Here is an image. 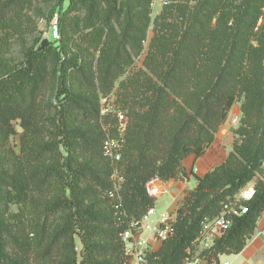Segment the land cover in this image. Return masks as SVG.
Segmentation results:
<instances>
[{"label": "trees", "instance_id": "obj_1", "mask_svg": "<svg viewBox=\"0 0 264 264\" xmlns=\"http://www.w3.org/2000/svg\"><path fill=\"white\" fill-rule=\"evenodd\" d=\"M34 1L0 0V264H124L121 234L155 207L148 185L188 180L185 159L208 152L239 101L232 151L204 177L191 172L196 188L180 201L174 234L150 263L184 264L203 222L255 181L243 202L248 212L204 255L243 252L264 213V22L255 32L264 0H242L231 24L220 19L231 0H200L184 29H159V19L151 75L119 87L128 118L122 138L100 94L109 96L132 63L129 49L141 51L151 0L129 2L148 10L139 19L119 0H54L48 21L58 18L60 39L52 35L43 50L36 40L12 65L3 59L9 37ZM80 9L88 17H71ZM165 26L170 37L160 34ZM72 35L80 40L74 51ZM109 137L121 140L118 161L105 156Z\"/></svg>", "mask_w": 264, "mask_h": 264}, {"label": "rangeland", "instance_id": "obj_2", "mask_svg": "<svg viewBox=\"0 0 264 264\" xmlns=\"http://www.w3.org/2000/svg\"><path fill=\"white\" fill-rule=\"evenodd\" d=\"M120 3L124 4L126 10L130 12L131 15L137 17L146 18L147 9H139L132 8L133 5H129L130 1L133 0H119ZM200 0H151V4L148 11V18L150 23L146 29V34L144 40L141 42V51L137 54L132 49H129L130 54L132 55V63L127 65L124 70V75L118 78L115 81V87L112 93L109 94L106 98H104L100 94V101L102 106L104 107V113L110 111L111 116L109 124L117 121H122L121 116L124 117L123 125L125 126L128 122V118L126 116V111L122 109L124 100L122 97H119L118 91L122 82L127 81L130 78H141L142 81L145 79V76L151 75V71L147 68V60L150 54V48L153 40L157 36V21L160 19V25L158 28L163 29V25H172L176 27H182L184 29L185 22L188 19L186 16L189 12H194L197 10V6ZM54 0H35L33 4L24 12V16L26 17L23 20L22 28L16 33H13L12 36L9 37L8 47L6 54L3 55V59H7L12 65L20 64L24 61V56L27 51L34 46L36 40L40 39V41L51 40L50 33V23L48 21V11L52 5H54ZM228 4L229 7L222 14L220 19H223L224 22L232 23V17L236 13V8L242 5V0H231ZM130 7V8H129ZM233 14V15H232ZM80 17L82 19L88 17L86 9H80V11L74 12L71 14V17ZM264 22V18L261 17L257 23L255 32H258L260 27ZM217 18L213 20V25H216ZM164 32L160 34H164L165 36H171V29L165 26ZM116 31L120 32V26H116ZM159 34V33H158ZM71 39H73L74 43L69 44V50L74 51L78 48L77 44L80 43L78 36L72 35ZM86 46L87 44L84 43ZM111 46L112 43H109ZM108 45V46H109ZM253 45L257 46V43L254 42ZM39 46V45H38ZM95 51L96 61L95 65H97L99 57L101 56V48ZM93 50V49H92ZM96 69V68H95ZM242 101L237 102L231 111L229 112L228 119L226 123L220 128L216 135L215 141L218 142V146H211L207 153L213 152V149L219 158L220 164H222L232 151L233 142L235 139L234 130H236L242 119V111H241ZM116 116V118H115ZM15 129L17 131V135L13 137L12 144L14 145V149L17 153H20V137L23 133V129L20 126V121L14 122ZM215 143V142H214ZM213 143V144H214ZM215 145V144H214ZM213 147V148H212ZM212 148V149H211ZM211 156V155H210ZM200 159V158H199ZM193 171V170H192ZM194 172V171H193ZM195 174V172H194ZM192 175V174H191ZM258 180H264V171L263 174L258 176ZM164 192L156 189L155 184H152L150 189L151 191L157 190L160 194L156 197L155 208L157 214L165 212L173 203V198L171 194L174 191L180 192L182 198L185 194L191 190H194L196 187V178L192 175V180L189 186L186 185L185 181H171L169 183H165ZM149 187V185H148ZM161 187V186H160ZM159 187V188H160ZM189 187V188H188ZM169 190V191H168ZM167 191L169 193H167ZM176 193V194H177ZM151 194V193H150ZM182 198L177 202L180 203ZM173 215V214H172ZM176 217V214L174 213ZM257 233V232H256ZM256 233L254 236H256ZM253 239V238H252ZM251 239V240H252ZM249 240V241H251ZM81 244L78 240V247L80 248ZM223 261V260H222Z\"/></svg>", "mask_w": 264, "mask_h": 264}, {"label": "built area", "instance_id": "obj_3", "mask_svg": "<svg viewBox=\"0 0 264 264\" xmlns=\"http://www.w3.org/2000/svg\"><path fill=\"white\" fill-rule=\"evenodd\" d=\"M50 26L51 36L53 35L54 38L60 39L57 17L52 20ZM121 118L119 133L122 138L127 124L124 126V117L121 116ZM120 143V139L109 137L105 141V156L114 161L120 160ZM255 186L256 182H251L238 195L223 205L219 216L203 222L200 234L193 243V248L189 250L190 257L184 264H230V262L221 261L220 258L222 256L219 260H210L204 253L212 247L214 240L222 237L231 228L235 218L241 217L248 212V208L243 202H248L253 198ZM148 190L152 196H157L149 187ZM175 221L176 217L172 213L163 212L157 214L154 207L149 210L143 219L133 222L130 229L121 234L122 240L125 243L124 264H154L150 263V257L155 252L152 240L160 243L167 241L174 234ZM260 235L264 238V232L260 233Z\"/></svg>", "mask_w": 264, "mask_h": 264}, {"label": "crops", "instance_id": "obj_4", "mask_svg": "<svg viewBox=\"0 0 264 264\" xmlns=\"http://www.w3.org/2000/svg\"><path fill=\"white\" fill-rule=\"evenodd\" d=\"M215 144V145H214ZM213 146H218V142L215 141ZM213 148V147H212ZM211 148V149H212ZM211 155V156H210ZM219 158L217 157L214 149L213 152L211 153H206L203 157L200 159H197L194 155L189 156L188 158L185 159L184 165L187 170V173L189 174V179L185 180L186 185L189 186L192 180V175L191 172L192 170L195 172V174L199 177H204L208 172H210L214 167L220 165ZM157 184L154 186L159 188L162 185L166 186L165 183L160 182L158 180H154L151 182L152 184ZM197 185V181H196ZM189 188V187H188ZM196 188V187H195ZM189 190H191L189 188ZM169 191V190H168ZM167 191V193H169ZM155 193L157 196L160 194L158 193L157 190L152 191ZM177 191H174L171 196L173 198V203L171 206L165 211V212H170L173 214H176V210L179 206V203L177 202L182 198L180 195L181 193ZM175 217V216H174ZM256 236H253V239L248 242L247 246L241 252L239 255H224L220 258V260L223 262H230V264H264V238L260 235V233L264 232V213L258 223V228L256 231ZM148 237V235H146ZM152 245L153 249L155 252H157L161 246L162 243L157 242L155 240H152Z\"/></svg>", "mask_w": 264, "mask_h": 264}, {"label": "water", "instance_id": "obj_5", "mask_svg": "<svg viewBox=\"0 0 264 264\" xmlns=\"http://www.w3.org/2000/svg\"><path fill=\"white\" fill-rule=\"evenodd\" d=\"M49 45V40H45L43 42V45L41 46L40 50H43L44 48H46Z\"/></svg>", "mask_w": 264, "mask_h": 264}, {"label": "bare ground", "instance_id": "obj_6", "mask_svg": "<svg viewBox=\"0 0 264 264\" xmlns=\"http://www.w3.org/2000/svg\"><path fill=\"white\" fill-rule=\"evenodd\" d=\"M157 184V182L155 183V185ZM164 185L161 184V187L160 188H157L159 191L162 190V192H164ZM151 187V183L149 184V188ZM151 190V189H150Z\"/></svg>", "mask_w": 264, "mask_h": 264}]
</instances>
